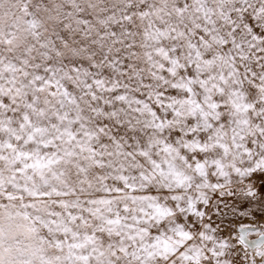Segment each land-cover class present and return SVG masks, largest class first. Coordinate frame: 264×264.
Listing matches in <instances>:
<instances>
[{"label": "snow or ice", "instance_id": "1", "mask_svg": "<svg viewBox=\"0 0 264 264\" xmlns=\"http://www.w3.org/2000/svg\"><path fill=\"white\" fill-rule=\"evenodd\" d=\"M0 264H264V0H0Z\"/></svg>", "mask_w": 264, "mask_h": 264}]
</instances>
